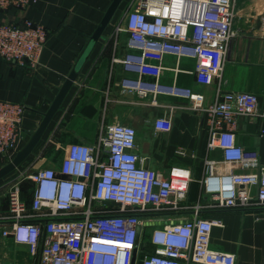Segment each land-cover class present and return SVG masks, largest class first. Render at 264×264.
<instances>
[{
	"label": "built area",
	"instance_id": "obj_1",
	"mask_svg": "<svg viewBox=\"0 0 264 264\" xmlns=\"http://www.w3.org/2000/svg\"><path fill=\"white\" fill-rule=\"evenodd\" d=\"M236 1L132 0L116 30L129 33V47L136 52L114 60L139 75L123 79L121 88L141 102L157 106L158 96L166 94L188 99L191 109L205 113L208 147L222 149L228 171L216 176L215 162L206 160L204 193L212 207L264 208V166L257 154L239 145L236 134L240 117L264 119V98L219 89L215 101L205 105L190 89L142 78L158 73L163 57L173 55L196 61L199 83L221 79L230 40L238 34L233 29ZM35 2L0 0V12L26 11ZM48 36L46 27L29 18L0 22V58L36 69ZM150 56L160 60L158 66L148 63ZM27 110L23 104L0 100V155L16 153ZM168 128L166 119L156 122L157 130ZM137 137L135 127L116 123L97 146L69 145L58 170L20 173L7 189L13 222L0 234L26 244L36 264H236L235 254L212 249V230L222 221L199 217V205L195 218L154 225L160 214L181 211L192 175L182 166L171 167L168 174L144 167L136 153ZM102 148L107 149L105 156ZM235 167L257 171L237 174ZM24 179L35 183L30 207L21 197ZM36 218L45 222L30 221Z\"/></svg>",
	"mask_w": 264,
	"mask_h": 264
},
{
	"label": "crops",
	"instance_id": "obj_2",
	"mask_svg": "<svg viewBox=\"0 0 264 264\" xmlns=\"http://www.w3.org/2000/svg\"><path fill=\"white\" fill-rule=\"evenodd\" d=\"M113 0H36L26 11L0 12V22H21L29 18L49 30L40 66L24 68L0 58V100L25 105L28 110L23 121V135L13 156L0 155V170L23 150L42 124L60 90L74 69L78 77L60 108L48 124L32 154L13 172L0 179V232L11 225L7 189L22 173L40 169L58 170L66 157L68 146L74 143L98 145L108 128L116 123L136 128L137 149L141 164L168 174L173 166L191 170L187 199L176 214H160L154 225L173 223L198 216L219 219L211 233V247L235 254L236 264H264V208L225 209L212 207L204 193L207 175L206 160L214 161L213 173L223 176L228 171L222 149H209L206 115L190 108L191 101L166 94L158 96L159 105L141 102L134 94L124 92L125 78H139L127 72L115 58L130 52L129 33L117 26L132 0H123L102 37L92 43ZM233 29L238 34L230 40L222 78L210 85L197 81L196 61L187 57L166 55L162 69L144 74L145 81L177 85L202 97L205 105L213 103L222 92H250L264 98V0H237ZM158 66L160 60L147 57ZM166 119L169 128L156 129V122ZM264 119L240 117L237 141L248 153H255L264 166ZM102 156L107 149L102 148ZM255 169L233 168L237 174L254 173ZM35 183L24 179L20 183L21 197L31 206ZM252 194L256 188L251 189ZM158 217V216H157ZM45 222L43 218L30 220ZM153 225V226H154ZM147 229L151 227L147 226ZM0 264H36L26 244L13 236L0 234ZM194 264V263H191Z\"/></svg>",
	"mask_w": 264,
	"mask_h": 264
},
{
	"label": "water",
	"instance_id": "obj_3",
	"mask_svg": "<svg viewBox=\"0 0 264 264\" xmlns=\"http://www.w3.org/2000/svg\"><path fill=\"white\" fill-rule=\"evenodd\" d=\"M122 1L123 0H113L103 20L101 21L98 29L96 30V32L92 37V43L97 42L102 37L104 31L108 27L109 23L111 22L113 16L115 15ZM77 77H78V70L74 69L71 75L69 76V78L66 80L64 86L60 90L51 108L49 109L48 113L45 115L42 124L40 125L36 133L33 135L30 142L23 150H21L16 155V157L8 165H6L4 168L0 170V179L5 177L9 173L13 172L14 170H16L28 158V156L32 154L35 147L39 143L42 135L44 134L46 128L48 127V124L50 123L53 116L60 108L64 98L66 97L68 91L76 81Z\"/></svg>",
	"mask_w": 264,
	"mask_h": 264
},
{
	"label": "rangeland",
	"instance_id": "obj_4",
	"mask_svg": "<svg viewBox=\"0 0 264 264\" xmlns=\"http://www.w3.org/2000/svg\"><path fill=\"white\" fill-rule=\"evenodd\" d=\"M151 230L150 229H147V232L149 233ZM33 257V256H32Z\"/></svg>",
	"mask_w": 264,
	"mask_h": 264
},
{
	"label": "trees",
	"instance_id": "obj_5",
	"mask_svg": "<svg viewBox=\"0 0 264 264\" xmlns=\"http://www.w3.org/2000/svg\"><path fill=\"white\" fill-rule=\"evenodd\" d=\"M150 250H151V252H153V249H152V247H150Z\"/></svg>",
	"mask_w": 264,
	"mask_h": 264
}]
</instances>
